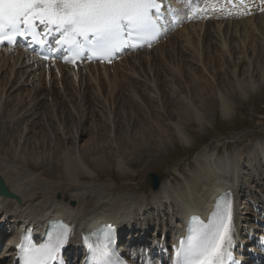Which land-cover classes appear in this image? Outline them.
Segmentation results:
<instances>
[{"label":"bare ground","instance_id":"bare-ground-1","mask_svg":"<svg viewBox=\"0 0 264 264\" xmlns=\"http://www.w3.org/2000/svg\"><path fill=\"white\" fill-rule=\"evenodd\" d=\"M244 24L254 28L255 37L250 35L252 32L240 29ZM190 39L194 41L191 42L194 47L190 48L188 41L189 48L182 49L180 42ZM215 39L230 62L224 68L225 81L220 77V68L215 66V59H220L212 46ZM23 52L0 48V180L12 194L11 197H0V264L13 260L15 256L12 241L1 247L6 226L20 233L30 227V223L41 228L45 219L62 217L73 226L69 248L77 247L81 233L98 224L96 213L107 214L102 218L115 221L120 231L135 225L146 232L154 225L147 256L152 259L157 255L160 243L166 244L168 231L174 233L187 213H198L212 194L221 190L227 192L233 202L235 254L244 264H249L246 249L252 243L261 245L264 240V140L240 144L239 137L231 135L229 141L233 149L228 151L226 148L223 154H219V141L214 149L205 143L192 154V168L185 171L180 163L169 166L156 190L151 189L148 177L142 179L140 169L134 173L132 168L137 159L147 161L148 165L157 162L158 156L152 151H161L173 141V137L172 141H163V134L170 132L171 127L175 129V140L187 146L191 138L186 126L193 124L198 130L205 129L215 107L223 117L230 118L238 101L264 85V11L258 14L254 11L250 18L244 15L220 16L183 22L151 52L145 50L138 56L132 54L130 59H123L111 67H81L78 78L67 67L59 66L60 75L51 73L47 80L42 67H34L31 57ZM191 61L197 71L185 76L182 71L191 69L187 67ZM175 64H181V68L176 69ZM137 68L143 72L151 68V73L149 76L141 73L142 78L133 81ZM177 80L187 82L176 83ZM133 83L138 86L133 87ZM16 88H24L22 102L11 95ZM190 88L205 94L198 99L199 105L193 100V94L189 97ZM9 97H13V102L17 100L16 106H23L21 112L28 119L32 118L31 123L26 119V125L20 128L9 120L5 125L6 120H1V109ZM44 100L47 108L43 106ZM111 100L112 104L121 103L120 107L127 104L129 109H118L123 114L115 113L112 117L109 112ZM177 102L180 107L175 108L174 104V109L168 110L170 104ZM42 112L56 122L53 129L49 127L45 131L38 123V115ZM79 112L81 121L77 120V125L72 124L68 129L67 120ZM94 113H99L102 121L98 118V125L89 129L86 122L91 120L88 119L90 115L95 116ZM12 115L18 121L15 114ZM173 115L177 116V121L170 122ZM112 118L116 123L119 119L127 121L131 130L135 127L130 122H142L144 130L138 133L142 145L129 144L135 138L129 133L124 149L126 153L131 150L132 157L115 156L111 159L117 174L124 178L122 185L115 180L84 181L86 176L93 177L110 167L107 158H110L111 146L101 141L88 143L86 132L89 134L94 130L96 140L109 137L112 124L108 126L106 123H111ZM144 122L148 125L145 126ZM5 126L14 127L5 129ZM116 128L115 148L121 150L125 137L118 132L122 127ZM71 131L76 134L72 136ZM148 132H152L155 138L144 140L143 136ZM44 135L60 137L62 141L52 140L47 144ZM155 142L158 146L154 145ZM72 171L74 175L70 177ZM71 201L75 202L72 209L67 207ZM253 208L258 211L254 213ZM151 211L153 213L149 216ZM113 216L117 219L114 220ZM30 218L36 220H28ZM121 248L124 249L122 245ZM252 249L258 252L256 246ZM163 257L165 259L166 255Z\"/></svg>","mask_w":264,"mask_h":264},{"label":"snow or ice","instance_id":"snow-or-ice-1","mask_svg":"<svg viewBox=\"0 0 264 264\" xmlns=\"http://www.w3.org/2000/svg\"><path fill=\"white\" fill-rule=\"evenodd\" d=\"M159 0H0V45H14L17 36H31L41 46L37 25L62 30L56 47L49 48L44 60L54 57L59 47L65 62L82 59L107 60L124 48L150 46L164 34L153 15ZM143 41V43H138ZM71 230L57 222L47 238L36 243L29 236L17 245L19 264H53L60 259ZM233 202L228 194L218 198L205 223L192 217L188 234L173 246V264H238L235 259ZM89 249L97 257L91 264H126L114 258L111 226Z\"/></svg>","mask_w":264,"mask_h":264},{"label":"rangeland","instance_id":"rangeland-1","mask_svg":"<svg viewBox=\"0 0 264 264\" xmlns=\"http://www.w3.org/2000/svg\"><path fill=\"white\" fill-rule=\"evenodd\" d=\"M247 25L248 24H246V25L244 24L243 26H241V28L239 26V28L242 30H245V31L248 30L249 32H252L250 35L254 36L255 35L253 32L254 28L252 29V27L250 25L249 26H247ZM244 26L246 29L244 28ZM233 27L231 29H234ZM192 39L187 40L185 42L181 41L180 45L183 48L179 47V49L180 48H182V49L189 48L188 43H190V48L194 47V44L192 45V43H194V41L192 42ZM212 46H214L215 51H217L215 54H218L220 56V59H218V58L215 59V61H216L215 66L217 67V69L220 68V74H221L220 77L222 80L225 81V80H227L226 79L227 75L225 74L226 72H225L224 68H225V65L229 64L230 62L227 58L226 52L224 50L220 49L219 43L216 39L213 42ZM225 46L227 47L228 43H226ZM212 50H214V48ZM183 54L188 56L185 52ZM188 59H189V57H188ZM166 63H167V61H166ZM175 65H176V69L181 68V64H179V65L175 64ZM187 67H191V69H189V70L185 69L182 71V74L185 76L191 75L193 72L197 71L196 65H193V61H191ZM137 70H138V68L136 69V73H137L136 75L137 76L135 74H134V76H132L133 81L136 80L138 77L142 78L143 73H144V75H147V76H149V72L151 73V68H148L147 70H145V72L140 71L142 69H140L138 71ZM133 73H135V72H133ZM125 74H128V72ZM117 80L119 81L121 79H117ZM121 82L123 83L122 80L120 81V83ZM175 82L176 83L177 82L183 83V82H187V81L177 80ZM132 85L135 88L138 86V84H136V83H133ZM182 89H183V92L186 91V89L184 87H182ZM190 90H189L190 93H189V91H187V93H189V97L192 96L190 94H193L194 95L193 100L196 101L197 105H199L200 103H198L199 102L198 99L200 97H203L205 94L203 92H200L199 90L195 91L192 88H190ZM22 92H24V88L23 89L22 88L21 89L16 88L15 91L11 95L12 96L15 95V97L19 99L18 102H22L21 99L24 96V94ZM122 96L125 98L124 95H122ZM15 101H17V100H15ZM15 101L13 102V97H9L8 101L6 100V102L3 104L2 109H1V111L3 112V117L1 118V120H6L5 125H8V121L12 120V122H11L12 124H15L16 126L21 128V127L26 125V121H27L26 119H28V118L25 117V115L21 112L23 106L22 105L16 106ZM50 101L52 102V100H50ZM45 102L46 101L44 100L43 106H44V108H47V105ZM112 103H113V100H111V103H109V112L112 115V117L114 116L115 113H118V114L120 113V115L123 114V112H118L117 111L118 109L122 110L124 108V111H127L129 109L127 104L123 105L125 107H120L121 103L120 104H118V103L116 104V102L114 104H112ZM174 104H175V108L180 107V104H178V102L172 103L168 106V110L172 109ZM173 109H174V107H173ZM43 112H42V114H43ZM12 114H15V117L17 118L18 121L14 120ZM42 114L38 115V118H37L38 123L41 125V127L45 131H48L49 127L51 129H53L54 126L56 125V122L54 120L51 121L50 116L47 113H45L43 115ZM56 115H57V118L59 119L60 110L57 111ZM94 115H95L94 117H92L90 115L88 117V119H91V120L86 122L89 129H92L93 126H95V124L98 125V123H99L97 120L99 118V113H94ZM80 119H81L80 112L77 113L76 115L72 114V117H70V120H67V122L69 123L68 129H71L72 124L74 126L77 125V120L81 121ZM99 119H101V121H102V118H99ZM31 120H32V118H29L28 123H31ZM209 120L210 121L208 123V126L203 130H198L197 127L193 124L186 126L185 130L187 131V133H189L190 138H191V139H189V144L187 146L179 144L175 140V138L173 136V133H174L173 131H175V129L173 127H171L170 132L163 134V141H165V139H169V141H172V139H171L172 137H173V141L171 143L166 144L167 145L166 148L161 150V151L157 152V150H155V149H154V151H152L153 149L151 150L153 152V154L155 153L158 156V158H156V160L158 159L157 162H150L151 165H148L149 163L147 161L137 159L136 166H133L132 171H134V173H136L140 169L139 171L142 172L141 173L142 179L146 178L148 173H154L156 175H162V174L164 175L167 172V169L169 168V166H172L176 163H180L183 170L187 171L189 168L193 167V162L190 160V158H191L192 154L199 147H201L205 143H208L210 148L214 149L217 146V143L219 141L218 149H219L220 154H223L225 152V146H226V148L229 146V150L233 149L232 148L233 144L229 141V136L231 137V135H234V134L237 135V137H239V143L240 144H246V143H249L250 141H255V140H264V129H261V127H264V85L259 86L254 92H251L250 95H248L244 100L238 101L235 104L234 113L232 114V116L230 118L227 119V118L223 117L219 108L215 107L214 112L211 114V117H209ZM111 121H112L111 123H110V121L108 123H106V125H108V126L110 124H112V130L109 133V137H107V138H100V139L96 140L94 138L96 136L93 135V133H92L94 130L89 131V134L86 132V139H87L86 141L88 143L93 144L95 141H101L104 144L111 146V150L109 153L110 158L109 159L107 158V162H109L111 164L107 163L110 167L108 169H104L102 172H99L98 175L96 174L93 177L86 176L83 179L84 181L99 182V181L115 180V182L117 184L122 185L124 178H120L119 174H117L118 170L116 169V167L114 165H112L113 163L110 161L115 156H122V157L131 156V154H132L131 150L127 151V153H126V149H124L125 148L124 144H126L128 142V141L126 142V135L132 134V136L135 137L134 139H131V141H130L131 143H129L132 146H134V145H138V146L140 145L141 146L142 145V140L140 137H138L139 131L143 132V130H144V126H142L143 125L142 122H140L139 120H136L132 123L130 122V124H133V126L135 127V130H133V129L131 130L130 128L132 126H130L128 124V122L124 121L123 119L117 120V123L114 121L113 118L111 119ZM144 121H146V120H144ZM175 121H177V116L173 115L170 118V122H175ZM144 123H146V124H144L145 126L148 125L147 122H144ZM262 124H263V126H261ZM117 125H120L118 127H122V128H119V131L117 130L120 133V136L123 138L125 137L124 139L122 138L123 141H122L121 150L115 148L114 129L117 127ZM128 125H129V127H128ZM1 126L2 125L0 124V127ZM13 127L14 126H10V127L5 126V129H12ZM118 127L116 129H118ZM154 131L156 132L155 128H154ZM78 132H79V130H78ZM75 134H76L75 132L71 131L72 136H74ZM151 134H153V133L148 132L145 136H143L144 140L150 141L151 138H155V136L151 135ZM43 137H44L45 143H47V144H49V142H51L52 140L62 141L60 137L49 138V135L48 136L44 135ZM214 140H215V142H214ZM155 143L156 144H154V145L158 146V142H155ZM122 151H124V152H122ZM125 154H127V155H125ZM70 161H71V159L68 158L69 163H71ZM73 175L74 174L72 171L70 173V177H73ZM152 232H153L152 228L149 229L148 235L152 234Z\"/></svg>","mask_w":264,"mask_h":264},{"label":"water","instance_id":"water-1","mask_svg":"<svg viewBox=\"0 0 264 264\" xmlns=\"http://www.w3.org/2000/svg\"><path fill=\"white\" fill-rule=\"evenodd\" d=\"M149 175V177L152 179V181H153V187L154 188H156L157 187V185H158V180L154 177V175L153 174H148ZM0 184L2 185V182H1V180H0ZM0 185V189L1 190H3V188H2V186Z\"/></svg>","mask_w":264,"mask_h":264}]
</instances>
